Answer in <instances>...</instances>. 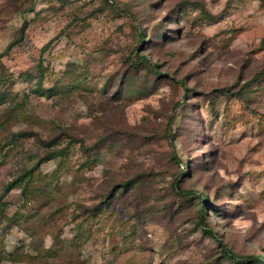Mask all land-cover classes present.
Returning <instances> with one entry per match:
<instances>
[{"label": "rangeland", "instance_id": "1", "mask_svg": "<svg viewBox=\"0 0 264 264\" xmlns=\"http://www.w3.org/2000/svg\"><path fill=\"white\" fill-rule=\"evenodd\" d=\"M179 191L208 194L216 238ZM250 255L264 257V0H0V264Z\"/></svg>", "mask_w": 264, "mask_h": 264}, {"label": "trees", "instance_id": "2", "mask_svg": "<svg viewBox=\"0 0 264 264\" xmlns=\"http://www.w3.org/2000/svg\"><path fill=\"white\" fill-rule=\"evenodd\" d=\"M108 1V0H107ZM126 12V11H125ZM126 14L131 17L135 22H137V18L133 15V14H129L128 12H126ZM26 26L27 23H25L23 25V27L19 30V37L15 40V42H13L12 44H10L7 48V51H10L13 49L15 43L22 41L24 34H25V30H26ZM141 45H143V43H145V37L142 35L141 36ZM52 42H49L44 48L43 51H47V49L49 48V46L51 45ZM132 65H134L135 68H138L140 66L146 68L149 72H151L153 75H155V77H160L163 76L164 74L160 73L159 71V67L158 65L154 64L148 57L146 56H141V57H137L136 59H134L132 61ZM168 137L170 140V149L172 151L173 157L180 163L181 165V170H180V179L183 178L184 176H186L187 172H189V168H188V163H185L182 160H179L177 158V153H176V148L174 145V140H173V134H172V130L170 128H168ZM27 134L24 133H18V134H14L13 136V143H15L16 139H20L21 137H26ZM44 145L47 148H52L55 145V141H50V142H44ZM67 151V150H66ZM66 152L64 151V149L59 150V151H53L50 152V154H48L47 156L43 157L42 159H40V162L31 170H27L24 175H23V179H27L26 180V184L25 186H29V184L31 183V181L33 180L34 176V172L36 169H38L39 165L42 162L48 161L50 159H53L55 157H60L63 156ZM18 181L21 180H15L14 182H12L11 184H9L4 192H3V196L6 195L15 185V183H18ZM130 185V183H125L122 184L120 187H118V189L121 190H126L128 188V186ZM179 193L184 196V197H189L190 199H193V197H195L197 199V213H198V222L199 225L203 227V230L207 233V235H209L212 238H216L215 235L213 234V232L211 230L208 229V222L206 220V214L209 211V207H210V201H209V196L206 192L201 191V192H189L187 193L186 191H179ZM216 241H218L216 239ZM220 247H221V252L222 255L225 256L227 259L232 260V261H238V258L230 251L226 248V246L222 243H219ZM245 260H247L250 264H264V257L263 256H259V255H250L248 256Z\"/></svg>", "mask_w": 264, "mask_h": 264}]
</instances>
